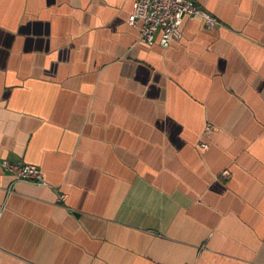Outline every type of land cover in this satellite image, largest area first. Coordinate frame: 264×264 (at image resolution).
<instances>
[{"label": "crops", "instance_id": "0c3cea01", "mask_svg": "<svg viewBox=\"0 0 264 264\" xmlns=\"http://www.w3.org/2000/svg\"><path fill=\"white\" fill-rule=\"evenodd\" d=\"M133 1L0 0V264H264V0Z\"/></svg>", "mask_w": 264, "mask_h": 264}, {"label": "built area", "instance_id": "2783aa9c", "mask_svg": "<svg viewBox=\"0 0 264 264\" xmlns=\"http://www.w3.org/2000/svg\"><path fill=\"white\" fill-rule=\"evenodd\" d=\"M184 16H201L208 28L217 23L212 15L197 6L195 0H134L128 24L139 30L142 42L152 44L157 40L162 47H167L180 36L179 27ZM210 129L211 126L206 125L205 131ZM198 146L205 149L207 144L200 142ZM2 166L17 180L47 184L41 170L33 163L10 162L4 159ZM60 197L63 198L64 195Z\"/></svg>", "mask_w": 264, "mask_h": 264}]
</instances>
